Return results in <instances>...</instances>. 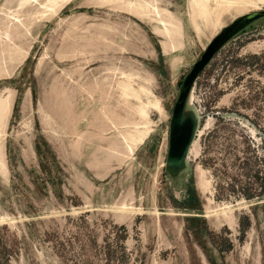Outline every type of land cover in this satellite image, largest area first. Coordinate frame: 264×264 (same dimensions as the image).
I'll use <instances>...</instances> for the list:
<instances>
[{
	"label": "rangeland",
	"instance_id": "rangeland-1",
	"mask_svg": "<svg viewBox=\"0 0 264 264\" xmlns=\"http://www.w3.org/2000/svg\"><path fill=\"white\" fill-rule=\"evenodd\" d=\"M263 11L0 0V264H264V18L196 79L167 167L186 76Z\"/></svg>",
	"mask_w": 264,
	"mask_h": 264
},
{
	"label": "water",
	"instance_id": "water-1",
	"mask_svg": "<svg viewBox=\"0 0 264 264\" xmlns=\"http://www.w3.org/2000/svg\"><path fill=\"white\" fill-rule=\"evenodd\" d=\"M262 18H264V11L250 18H240L234 23L233 27L223 29L221 34L208 44L200 59L193 65L191 71L186 76L181 87L179 98L175 104L173 118L170 123L169 152L167 158V167L170 168V170H172V167H182L186 146L192 134L193 122L190 120L189 126L186 125L184 123L185 119H183V113L186 99L196 79L209 65L217 52L235 37L251 31L254 27L253 24Z\"/></svg>",
	"mask_w": 264,
	"mask_h": 264
},
{
	"label": "trees",
	"instance_id": "trees-1",
	"mask_svg": "<svg viewBox=\"0 0 264 264\" xmlns=\"http://www.w3.org/2000/svg\"><path fill=\"white\" fill-rule=\"evenodd\" d=\"M264 193V191H263ZM248 199H251L253 196H246ZM187 209V208H186ZM189 210H193L191 207L188 208ZM5 264H8V263H5Z\"/></svg>",
	"mask_w": 264,
	"mask_h": 264
},
{
	"label": "bare ground",
	"instance_id": "bare-ground-1",
	"mask_svg": "<svg viewBox=\"0 0 264 264\" xmlns=\"http://www.w3.org/2000/svg\"><path fill=\"white\" fill-rule=\"evenodd\" d=\"M190 98V97H189ZM1 110V109H0Z\"/></svg>",
	"mask_w": 264,
	"mask_h": 264
}]
</instances>
